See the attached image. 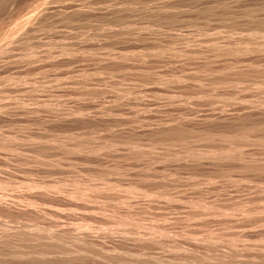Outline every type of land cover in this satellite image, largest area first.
I'll use <instances>...</instances> for the list:
<instances>
[{"label": "rangeland", "instance_id": "374dc122", "mask_svg": "<svg viewBox=\"0 0 264 264\" xmlns=\"http://www.w3.org/2000/svg\"><path fill=\"white\" fill-rule=\"evenodd\" d=\"M0 264H264V0H0Z\"/></svg>", "mask_w": 264, "mask_h": 264}]
</instances>
